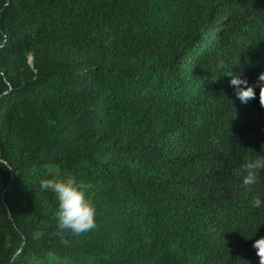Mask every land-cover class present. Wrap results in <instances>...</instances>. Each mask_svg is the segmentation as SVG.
Masks as SVG:
<instances>
[{
  "label": "trees",
  "instance_id": "obj_1",
  "mask_svg": "<svg viewBox=\"0 0 264 264\" xmlns=\"http://www.w3.org/2000/svg\"><path fill=\"white\" fill-rule=\"evenodd\" d=\"M261 72L264 0H0V264H259L264 108L229 74Z\"/></svg>",
  "mask_w": 264,
  "mask_h": 264
},
{
  "label": "clouds",
  "instance_id": "obj_2",
  "mask_svg": "<svg viewBox=\"0 0 264 264\" xmlns=\"http://www.w3.org/2000/svg\"><path fill=\"white\" fill-rule=\"evenodd\" d=\"M229 75V83L234 89L236 99L242 104H247L249 100L257 98L258 89L259 105L264 108V72L259 73L256 82L251 85L239 75ZM261 148L262 152H256L257 155L247 160L243 166L246 174L242 178V184L245 186L253 184L257 173L264 171V145ZM41 187L51 189L54 193L58 202L56 216L60 228L79 235L96 227L95 206L86 198L84 190L74 178L42 180ZM260 203L256 200L254 206L259 207ZM252 247L259 258V264H264V237L255 239Z\"/></svg>",
  "mask_w": 264,
  "mask_h": 264
}]
</instances>
